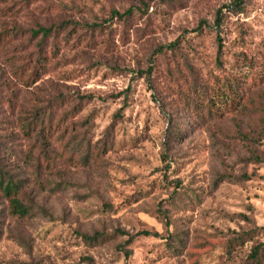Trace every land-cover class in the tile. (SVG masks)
Wrapping results in <instances>:
<instances>
[{
    "label": "rangeland",
    "instance_id": "1",
    "mask_svg": "<svg viewBox=\"0 0 264 264\" xmlns=\"http://www.w3.org/2000/svg\"><path fill=\"white\" fill-rule=\"evenodd\" d=\"M233 1L151 0L125 23L112 10L139 0H0V143L29 149L22 126L39 111L54 140L56 123L67 127L73 149L39 180L24 168L30 218L12 216L0 196V264H255L251 246L264 243V0L226 8ZM62 22L65 31L42 44L46 69L35 81L42 38L31 30ZM218 57L245 94L202 119L188 89L218 73ZM95 232L103 238L92 243L77 236Z\"/></svg>",
    "mask_w": 264,
    "mask_h": 264
},
{
    "label": "trees",
    "instance_id": "2",
    "mask_svg": "<svg viewBox=\"0 0 264 264\" xmlns=\"http://www.w3.org/2000/svg\"><path fill=\"white\" fill-rule=\"evenodd\" d=\"M25 3L30 0H23ZM147 1L151 0H139L140 6H131L124 11L114 9L111 12L110 19H120L127 23L136 13L147 12L149 4ZM169 1V0H168ZM229 7L241 8V0H234ZM225 8V7H224ZM223 8L217 11L215 19V27L220 28L222 24ZM69 22H62L58 25H38L36 29L31 30L32 37L41 36V42L36 46L37 48V59L33 65L30 73V77L33 80H37L41 74L45 72L46 67L44 64L47 62V56L43 54V43H48L53 37L59 35V32L65 31V27L68 26ZM78 24V23H76ZM101 24H93L88 27H99ZM88 26V25H86ZM177 42H172L169 45L160 46L156 49L158 53H165L167 49L174 50L177 48ZM217 63L221 65L218 68V73H214L213 77H206L204 80H198L195 78L191 83L188 97V107L195 112L199 117L203 118H214L221 117L233 110L235 106L242 101L245 94V88L241 77L235 76L223 69L222 61L220 57L217 58ZM150 76V71H148ZM82 99L84 97H81ZM62 115V118L66 117ZM50 118H47L46 113L39 114V111L35 113L29 121L24 122L22 126L23 133L28 139L29 149L15 150L12 147H6L5 144L0 143V196H2L7 202L9 211L12 216L18 219L30 218L33 215V210L36 205L29 199L27 192L26 183L28 178L24 177V168H32L31 174H33L38 180L51 171L43 170H54L60 166L70 162L72 160V152L70 148V141L66 140L67 127L60 129L62 122L56 123V131H60L57 135L56 140L53 139V127ZM168 141H172L169 136ZM174 140V139H173ZM56 150L52 149L55 145ZM5 146V148H4ZM80 151V150H79ZM87 158L90 155V150L87 151ZM30 180V179H29ZM161 217L165 221V224L169 226V216L167 212L161 211ZM138 235L144 236H158V233H151L150 231H142ZM79 238L86 242H95L103 238L102 233L95 232L92 235L79 233ZM134 236L130 238L133 239ZM240 237V236H238ZM238 242L243 244L245 240L237 238ZM264 248V243L256 242L251 246L250 257L254 260L255 264H262L263 259L260 258V252ZM126 255L130 254L129 250H125Z\"/></svg>",
    "mask_w": 264,
    "mask_h": 264
}]
</instances>
